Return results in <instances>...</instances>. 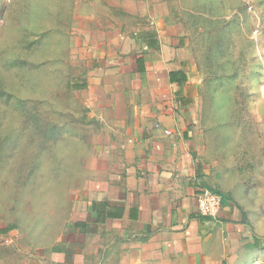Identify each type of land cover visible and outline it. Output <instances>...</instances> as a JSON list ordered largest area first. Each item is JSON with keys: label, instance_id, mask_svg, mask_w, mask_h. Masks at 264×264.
Listing matches in <instances>:
<instances>
[{"label": "rangeland", "instance_id": "1", "mask_svg": "<svg viewBox=\"0 0 264 264\" xmlns=\"http://www.w3.org/2000/svg\"><path fill=\"white\" fill-rule=\"evenodd\" d=\"M160 18L196 63L205 187L227 196L250 240L240 252L264 264V0H0V264H54L51 251L68 239L104 130L78 87L90 19L122 23L134 41Z\"/></svg>", "mask_w": 264, "mask_h": 264}, {"label": "crops", "instance_id": "2", "mask_svg": "<svg viewBox=\"0 0 264 264\" xmlns=\"http://www.w3.org/2000/svg\"><path fill=\"white\" fill-rule=\"evenodd\" d=\"M156 8L145 10L156 16ZM92 21L84 31L93 44L91 55L83 61L85 80L78 87L87 94L88 116L99 119L104 130L93 141L87 176L71 202L68 239L50 259L54 264H252L256 254L240 252L250 240H242L245 226L228 198L215 218L197 211L208 136L197 120V85L190 86L198 75L196 63L177 37L179 29L156 19L137 29L132 41L123 35L122 23L99 29ZM257 254L264 256V250Z\"/></svg>", "mask_w": 264, "mask_h": 264}, {"label": "built area", "instance_id": "3", "mask_svg": "<svg viewBox=\"0 0 264 264\" xmlns=\"http://www.w3.org/2000/svg\"><path fill=\"white\" fill-rule=\"evenodd\" d=\"M196 204L199 215L210 218L217 217L223 205L221 196L205 186L198 188Z\"/></svg>", "mask_w": 264, "mask_h": 264}, {"label": "trees", "instance_id": "4", "mask_svg": "<svg viewBox=\"0 0 264 264\" xmlns=\"http://www.w3.org/2000/svg\"><path fill=\"white\" fill-rule=\"evenodd\" d=\"M172 79H173V77H172ZM180 82H181V81H180ZM182 82H184V80H182ZM208 188H209V187H208ZM210 189H211L212 191L218 193V194L221 196L222 203L225 204L226 199H227V196H226L225 194H223L222 192L218 191L217 189H213V188H210ZM119 215H120V213H119ZM9 229H10V228H9Z\"/></svg>", "mask_w": 264, "mask_h": 264}]
</instances>
